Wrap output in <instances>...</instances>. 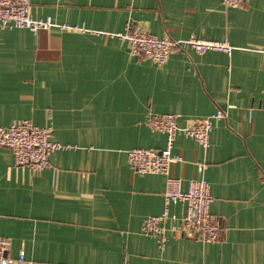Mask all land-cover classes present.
<instances>
[{"label": "crops", "instance_id": "1", "mask_svg": "<svg viewBox=\"0 0 264 264\" xmlns=\"http://www.w3.org/2000/svg\"><path fill=\"white\" fill-rule=\"evenodd\" d=\"M49 30L0 33V126H50L66 147L41 173L0 150V236L28 264H264V0H30ZM132 24L160 38L197 37L233 47L176 50L164 65L139 60L118 36ZM210 147L177 137L170 175L206 179L218 242L181 234L170 207L168 242L142 233L165 209V174H139L127 151L162 150L152 114L180 125L215 116ZM12 264H19L17 262Z\"/></svg>", "mask_w": 264, "mask_h": 264}, {"label": "built area", "instance_id": "2", "mask_svg": "<svg viewBox=\"0 0 264 264\" xmlns=\"http://www.w3.org/2000/svg\"><path fill=\"white\" fill-rule=\"evenodd\" d=\"M60 1V0H57ZM227 8H241L250 0H222ZM30 0H0V33L6 29H28L33 33L49 30L54 23L51 19H36L31 15ZM119 37L129 42L131 54L139 60H151L164 65L176 50L191 48L197 53L223 51L231 54L233 47L223 41L208 40L192 35L188 39L176 41L146 32L138 26L129 24ZM264 53V49L262 50ZM218 111L215 116L180 125L173 114H152L149 126L166 136V146L162 150L136 148L127 151L131 168L139 174H165V209L160 215L144 219L142 233L156 238L157 246L163 249L169 238L166 223L170 219V207L182 204L185 214L181 222V234L190 239L203 242H218L222 237L223 226L212 212L214 198L210 183L202 178L191 180L187 190L182 189V179L170 175L173 163L182 161L181 156L173 155L174 143L179 136L193 138L201 147L207 149L211 143L213 120L223 118ZM9 149L17 166L28 168L33 173H41L50 165V154L66 148L51 140L50 126H36L30 121H21L10 126H0V150ZM11 241L0 236V264H28L22 252L17 260L10 257Z\"/></svg>", "mask_w": 264, "mask_h": 264}]
</instances>
